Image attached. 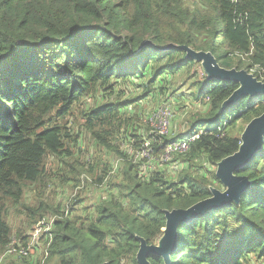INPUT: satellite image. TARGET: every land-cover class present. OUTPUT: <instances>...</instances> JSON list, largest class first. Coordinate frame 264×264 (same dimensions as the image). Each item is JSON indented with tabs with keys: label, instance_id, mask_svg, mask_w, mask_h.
<instances>
[{
	"label": "trees",
	"instance_id": "1",
	"mask_svg": "<svg viewBox=\"0 0 264 264\" xmlns=\"http://www.w3.org/2000/svg\"><path fill=\"white\" fill-rule=\"evenodd\" d=\"M145 42L152 45L142 48ZM170 44L211 52L227 70L259 67L253 76L264 83V0H0V258L13 245V211L22 241L34 225L45 222L47 231L41 249L34 245L35 253L11 264H138L137 238L157 244L164 211L189 209L210 198L211 188L220 191L213 169L238 152L264 100L243 97L222 112L239 84L208 82L185 52L158 49ZM233 58L246 69L232 66ZM181 80L192 107L203 109L186 113L185 131L144 139L139 105L161 97L180 112L187 106L175 101L183 97ZM96 99L86 110L84 102ZM195 134L189 150L161 170L168 146ZM86 136L99 158L81 155ZM145 140L157 159H136L125 148L139 152ZM235 175L250 188L238 203L179 225L171 264H264V139ZM57 182L72 200L55 205ZM92 190L101 192L98 200ZM148 261L165 264L160 256Z\"/></svg>",
	"mask_w": 264,
	"mask_h": 264
},
{
	"label": "water",
	"instance_id": "2",
	"mask_svg": "<svg viewBox=\"0 0 264 264\" xmlns=\"http://www.w3.org/2000/svg\"><path fill=\"white\" fill-rule=\"evenodd\" d=\"M148 45H152V43L145 42L142 48ZM158 49L162 52L169 51L170 49L185 52L186 60H194L201 65L208 82L230 81L239 84V88L222 104V112L243 97H250L251 99L258 96L264 97V83L260 82L246 70H227L220 67L211 52H197L187 46H177L174 44ZM240 139L241 145L238 152L223 159L216 166V177L225 188V191L222 192L211 188L210 198L193 205L189 209L164 211L166 225L159 242L154 245H148L145 239L137 238L140 243L136 256L138 264H150L148 257L151 255L160 256L165 264H171L170 256L178 246L179 225L189 224L194 219L231 202H239L240 194L248 190L250 184L246 177L237 176L235 172L246 166L254 155L263 148L264 113L246 125Z\"/></svg>",
	"mask_w": 264,
	"mask_h": 264
},
{
	"label": "rangeland",
	"instance_id": "3",
	"mask_svg": "<svg viewBox=\"0 0 264 264\" xmlns=\"http://www.w3.org/2000/svg\"><path fill=\"white\" fill-rule=\"evenodd\" d=\"M220 54H224V47L221 46L220 48ZM228 62L234 66L237 67L239 66L242 69H246L247 67V63L241 59V58H233L231 60H228ZM188 85H184L183 81L181 80L179 82V91L180 94L183 96L180 100L176 99L175 101H180L181 103H185L187 106H185V108H181L180 112H176L173 108L172 104H164V99H161V97H156L154 99H150L147 101L142 102L138 109L136 110L139 114V117L141 118V129H140V134H142V136L144 137V139H147L148 136L157 134V129L159 130V128L162 127V124L164 123H168L167 126V130H168V137H172V134L175 133H181L183 131H185V123H184V119H185V115L186 113L189 112V110H202L203 108L201 106H195L194 108L192 107V101L194 103V99L192 98V96L189 95V93L187 92V90H189ZM122 89H124V87H122ZM135 89V91H134ZM195 93L197 92L196 89H194ZM130 94L133 92L134 94H137V89L133 88L130 91ZM112 97H115L116 99H118V97L114 94ZM248 100H251L250 98H248ZM254 100H264V97L259 96L257 98H255ZM96 101H98V99L96 100H90V101H86L84 102V107L86 110H88V108L94 106L96 104ZM196 105V104H195ZM170 111L172 114V120L171 117L168 114H163L161 117V114L164 111ZM226 118H230V113L226 114ZM139 125V123H134V126L137 127ZM72 127L76 130V131H80V127L79 124H72ZM83 142L81 144V146L83 147V151L81 155H83V157H85V155H90L93 156V159L95 157L100 156L99 153H97V148L96 146L93 144V142L88 138V136H86L85 138L83 137ZM145 142H148L147 140H145ZM128 146H125V148H127V151L130 153V155L134 156L135 158L137 157L138 154V158L142 157V153L139 154V152H135L133 150V148L131 147V144H127ZM85 152V153H84ZM108 155V156H107ZM80 154L78 155V158H80ZM136 158V159H138ZM148 159V158H147ZM151 161L155 160L157 158L155 157H151L149 158ZM104 160L106 162H108L109 164L111 163H115V167H117L119 165L118 159H116L114 156L110 155V154H105L104 153ZM166 162L165 160H159V164H160V168L161 170H163L164 172H167L170 168L171 164ZM152 166V165H151ZM153 168H155L156 166H152ZM213 169V168H211ZM217 167H215L213 169V171H216ZM200 174V173H199ZM177 174L173 175V178L176 177ZM56 188H57V198L55 201V205L56 204H60L63 200V198L67 197L69 198V200H72L75 194H69V191L65 188L62 187V185L60 183H56L55 184ZM220 191L224 192L225 188L222 186V188L220 189ZM90 194V190H88L86 195ZM35 195L36 192L34 190H32V192H27V196H26V202L31 204L33 202H35ZM90 196V195H89ZM91 196H93L94 199L98 200V198H100L101 196V192H96L94 190L91 191ZM38 204V203H37ZM89 202H86V205H88ZM28 213V212H25ZM7 221L9 223V225L12 227L13 229V245L10 249V252L5 256V257H1L0 258V264H11L16 260L17 256L19 254L25 256L26 258L31 256L33 253H35V249L32 250L33 246L36 245V247L41 249L42 243L40 240V235L42 234V232L45 231V225H34L32 230L27 232L26 234H23L24 237L27 238L26 241H22L20 239V234H18L20 231L21 227V223H20V218L18 217V215L15 212H11L8 217H7ZM24 243H28V248L27 250H25L24 247ZM31 251V252H29ZM9 255H12L11 257H9Z\"/></svg>",
	"mask_w": 264,
	"mask_h": 264
},
{
	"label": "built area",
	"instance_id": "4",
	"mask_svg": "<svg viewBox=\"0 0 264 264\" xmlns=\"http://www.w3.org/2000/svg\"><path fill=\"white\" fill-rule=\"evenodd\" d=\"M258 68L259 67H255V68L251 69L250 72L248 71V73L254 75V73L257 72ZM163 114H168L171 117V120H172V114H171L170 111H168V110L164 111L161 114V117H162ZM167 126H168V123L162 124V127L159 128V130L157 129V134H154V135H157L160 138L162 136L167 137V135L169 133L168 130H167ZM199 137H200V134H195V135L189 136L186 139H183L181 141L174 142V143L170 144L168 146V148L166 149V154L163 157H161L162 158L161 160H165L166 162H169V161H171V159H172L174 154H184V153H186L189 150V148H190V144L193 143L194 141L198 140ZM150 152H152L151 143L150 142H145L143 149H141L139 151V154L142 153V157L141 158H148V159L151 158ZM137 157H138V154H137ZM40 225H45V228H46V223L45 222L41 223ZM46 231H47V229H45L44 232H46Z\"/></svg>",
	"mask_w": 264,
	"mask_h": 264
}]
</instances>
